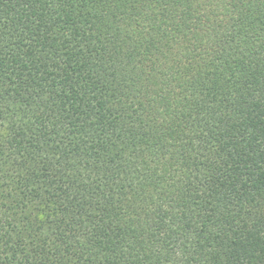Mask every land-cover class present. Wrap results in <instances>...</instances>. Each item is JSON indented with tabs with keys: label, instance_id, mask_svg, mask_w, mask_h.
Masks as SVG:
<instances>
[{
	"label": "trees",
	"instance_id": "obj_1",
	"mask_svg": "<svg viewBox=\"0 0 264 264\" xmlns=\"http://www.w3.org/2000/svg\"><path fill=\"white\" fill-rule=\"evenodd\" d=\"M0 264H264V0H0Z\"/></svg>",
	"mask_w": 264,
	"mask_h": 264
}]
</instances>
